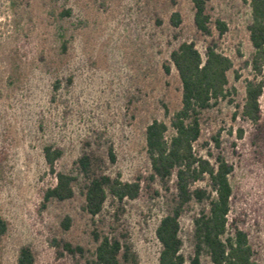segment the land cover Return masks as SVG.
<instances>
[{
	"label": "rangeland",
	"instance_id": "1",
	"mask_svg": "<svg viewBox=\"0 0 264 264\" xmlns=\"http://www.w3.org/2000/svg\"><path fill=\"white\" fill-rule=\"evenodd\" d=\"M65 10L69 15L61 14ZM174 13L178 26L171 23ZM207 13L209 37L193 26L191 0H0V219L6 224L0 264H15L22 247L32 251L34 264H73L57 254L53 241L95 246L78 192L42 208V193L54 184L43 159L45 145L62 150L58 171H70L80 155L90 153L100 160L98 172L140 181L139 196L123 203L118 220L109 200L95 220L103 232L124 235L139 264H158L154 231L166 207L163 191L149 180L144 132L153 120L169 126L180 107L169 55L184 41L194 42L201 54L213 43L233 63L227 87L234 92L201 115L194 148L211 162L221 155L232 166L228 225L246 233L255 261L264 264V89L258 123L241 116L245 81L253 77L247 65L249 2L209 0ZM216 20L226 25L222 35ZM166 135H172L170 128ZM197 210L193 205L180 219L185 259L192 255ZM66 216L71 225L64 231Z\"/></svg>",
	"mask_w": 264,
	"mask_h": 264
},
{
	"label": "trees",
	"instance_id": "2",
	"mask_svg": "<svg viewBox=\"0 0 264 264\" xmlns=\"http://www.w3.org/2000/svg\"><path fill=\"white\" fill-rule=\"evenodd\" d=\"M209 0H191L193 26L203 36H211V21L207 13ZM250 23L247 27L252 53L247 65L253 77L244 85V102L241 116L251 122L260 120L259 99L263 93L264 80V0H248ZM62 15H69L65 10ZM180 16L172 14L171 23L178 26ZM219 35L226 31V25L215 21ZM63 50L66 46L63 45ZM169 63L175 69L180 83V107L170 117L169 126L153 120L145 128L146 156L150 163L149 180L163 191L166 213L160 218L154 234L160 245L158 264H258L246 233L237 227H229L228 214L232 196L229 176L232 166L223 156L217 155L211 162L198 155L194 144L200 137L201 115L218 105L234 92L229 89L227 73L233 63L217 51L211 43L201 54L192 41L181 42L169 55ZM166 72L169 68H165ZM235 78L238 75L235 74ZM71 83V80H68ZM59 83H55V88ZM172 135L167 137L168 129ZM43 159L54 184L42 193V208L50 202H67L76 193L82 197V211L89 217L92 226L90 235L95 243L92 250L64 239L53 241L59 256L67 255L73 264H139L132 245L124 235L118 238L103 232L95 218L111 201L117 208L115 215L123 213V203L136 199L141 191L140 181H123L119 176L111 177L99 171L100 160L90 153H83L72 164L68 172L58 171L56 163L63 156L59 148L45 145ZM111 163L115 155L111 146L107 148ZM206 181V186L195 184ZM156 194L158 192L156 191ZM193 205L198 210L192 222V255L185 259L181 253L180 219ZM71 219L66 216L61 222L64 231L70 228ZM6 231V224L0 219V236ZM35 258L28 247L19 249L15 264H34Z\"/></svg>",
	"mask_w": 264,
	"mask_h": 264
}]
</instances>
